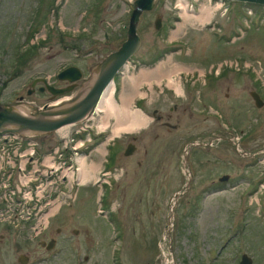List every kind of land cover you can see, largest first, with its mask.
<instances>
[{"label":"rangeland","instance_id":"obj_1","mask_svg":"<svg viewBox=\"0 0 264 264\" xmlns=\"http://www.w3.org/2000/svg\"><path fill=\"white\" fill-rule=\"evenodd\" d=\"M133 1L0 0V101L39 108L48 98L26 93L34 76L56 80L53 75L68 64L89 73L126 38ZM176 1L156 0L151 10L142 12L137 25L141 44L114 78L119 109L127 100L128 111L139 108L147 122L112 136L116 116L97 111L64 130L37 134L44 142L41 149L61 144L65 135L73 136L71 145L83 141L76 146L75 175L65 182V191L72 187L71 193L66 191L54 204L56 210L0 209V264H25L18 261L19 253L29 255L27 264H75L69 250L53 256L40 246L38 240L48 236L42 234L46 225L62 227L73 239L69 245L78 244L81 256H90L81 264H239L244 252L252 264H264V102L256 106L249 93L256 90L264 101V6L186 0L187 15L183 0H178L180 8ZM200 9H209V16L197 18ZM29 45L33 52L17 66L16 52ZM218 70L222 82L215 92L219 95L213 96L217 85L210 91L204 81L206 74L215 76ZM174 103L178 109L170 110ZM154 108L160 120L153 116ZM165 120L176 127L162 124ZM191 141L212 143L188 149L194 177L176 199L175 220L166 235L171 196L188 177L184 148ZM7 142L1 136L0 162L6 168L13 167L8 152L14 141ZM129 142L135 149L125 155ZM31 144L25 141L19 150ZM241 150L249 155H240ZM65 154H71L69 148ZM36 156L40 153L34 156L37 163L27 162L25 173L37 170L40 182L43 164ZM82 163L90 175L84 181L76 177ZM22 173L16 168L17 175ZM224 173L229 178L219 181ZM99 177L105 181L96 183ZM10 182L18 185L15 176ZM49 187L46 208L59 192ZM43 215L42 227L34 231ZM23 231L29 233L26 239ZM62 247L59 242L55 249ZM44 255L49 258L40 261Z\"/></svg>","mask_w":264,"mask_h":264},{"label":"water","instance_id":"obj_2","mask_svg":"<svg viewBox=\"0 0 264 264\" xmlns=\"http://www.w3.org/2000/svg\"><path fill=\"white\" fill-rule=\"evenodd\" d=\"M156 0H134L133 8L130 11L129 22L126 31V38L114 50L107 53L94 67L91 69V75L84 87L77 91L68 99L52 102L50 105H44L39 108L30 109L22 103H7L0 101V134L11 132L20 135H37L48 134L57 130L59 127L66 124L75 123L88 118L95 107L100 101L101 94L110 81L113 80L120 67L131 57L132 54L139 48L141 44V37L137 32V25L140 15L144 11L151 10L155 5ZM227 1H240L247 3H254L264 6V0H227ZM154 26L158 29L161 26V17L157 16L154 21ZM71 74V75H66ZM60 78H68L74 80L80 76V70L75 65H70L64 68L59 74ZM63 76V77H62ZM48 90L51 92L52 97H58L70 91L73 86L55 87L47 83L44 79ZM256 106H261L263 100L259 93L255 90L250 92ZM24 110V111H23ZM22 111V112H20ZM203 141H192L184 148V168L187 174V180L181 190L173 192L171 196L170 215L168 216L165 233L169 234L171 226L174 223V204L176 199L186 192L193 173L188 167V149L196 145H204ZM235 147L238 149V141H235ZM134 150V144L128 143L124 154H130ZM240 154H247L246 151L241 150ZM253 155V154H251ZM229 174L224 173L219 176V180L228 179ZM174 199V201H172ZM164 239V237H162ZM52 242H49L48 247H51ZM171 249V248H170ZM22 255L19 256L20 261ZM253 260L247 253H242L239 259V264H252ZM173 264V263H169Z\"/></svg>","mask_w":264,"mask_h":264},{"label":"built area","instance_id":"obj_3","mask_svg":"<svg viewBox=\"0 0 264 264\" xmlns=\"http://www.w3.org/2000/svg\"><path fill=\"white\" fill-rule=\"evenodd\" d=\"M208 1L212 2V0ZM175 4L178 8H180L181 3H178V0ZM190 8L192 7L190 6ZM5 134H7L9 137H6ZM1 136L4 142L12 140L14 141V143L10 145V149H12L11 152H8V157L11 159L13 167L6 168V165H3V159L0 162V172H4L2 176H0L2 180V182L0 183V198L2 203L5 205L4 208L0 209H11L12 207H16L17 209H52L55 206L54 204L57 205V203H59V201L63 199L62 196L66 194V191H68L69 194L71 193L70 191L72 187H68V189L65 191V182L68 181V177H70L68 175L70 172L71 174H73V176L75 175V168L73 165L75 164V162L77 163L76 156L78 155L76 152V146L79 145V143L80 145H82V140L79 139L78 141H76V143L71 145L73 136L65 135L60 139L62 142L61 144L57 143L53 146L41 149L39 139L35 135H20L18 133L6 132L1 134L0 138ZM25 141H27L28 143L31 142L32 144L28 145V147L23 151H20L19 149L24 146ZM63 143L64 145L61 146ZM68 143L70 146H68ZM68 148L71 152L70 155L65 154ZM4 149L5 148H3V151ZM36 152L40 153V156L36 157H39V160L43 164V168L41 169L43 176L40 182L34 174L37 173V170L27 174L25 173L26 166L27 164H29L27 162L35 160L34 156ZM63 154H65L66 157H64ZM0 156H2V154H0ZM47 157H49V161H46ZM37 161L34 163H37ZM65 161L69 163H65L66 165H64ZM50 164L55 165V167L48 168L47 165ZM16 168H18V170L20 171H23L24 173H22L21 175H17ZM13 176H15L16 180H18V185L16 184V182H10V178H12ZM70 178H73L72 175ZM46 184L48 185V187L49 185L56 186L57 190L59 191L57 194V198L54 201H51V204L49 206H52L51 208H46V205L50 202V197L48 195L50 194L51 190V187H47L46 189ZM46 190H48L47 193ZM57 208L55 206V209ZM44 218V215L40 218L37 223L38 225H36L34 231L42 227V221Z\"/></svg>","mask_w":264,"mask_h":264},{"label":"flooded vegetation","instance_id":"obj_4","mask_svg":"<svg viewBox=\"0 0 264 264\" xmlns=\"http://www.w3.org/2000/svg\"><path fill=\"white\" fill-rule=\"evenodd\" d=\"M70 65H75V64H68V65H66V66H64V67H62V68H60L58 71H57V73H55V75H53L54 77H55V79L56 80H51V77L50 76H48V77H46V76H41V75H36V76H34L32 79H31V81L29 82V85H28V87H27V89H26V93L28 94V95H32V94H36V97H38V98H42V97H46V98H48L47 100H44L43 102H42V104L41 105H39V107H42V106H44V105H47V104H51L50 103V101H48V100H50V99H53V97H52V94H51V92L48 90V88H47V86H46V83L44 82V80H43V78L44 79H46V81H47V83H49V84H51V85H53V86H55V87H67V86H73V88L70 90V91H68V92H66L65 94H63V95H60V96H58L59 98L57 99L56 98V100L57 101H61V100H64V99H68L69 97H71L72 95H74L77 91H79V90H81L83 87H84V85L86 84V82L89 80V77H90V75H91V69L89 70V73H85L84 71H83V69H81L79 66H77V65H75V66H77L78 68H79V70H80V76L78 77V78H76V79H74V80H69L68 78H60L59 77V73L64 69V68H66L67 66H70ZM210 72V71H209ZM217 72V75H213V76H210V74H206V76H208V77H206L205 78V81H204V85H208V86H210L211 87V89H210V91H212V87L216 84L217 86L214 88V90H213V92H211V94L213 95V96H217V95H219L218 93L217 94H215V92L216 91H218V89L220 88V86H221V82H222V79H221V76H219L218 74H220V71L218 70V71H216ZM66 75H71V74H66ZM63 77V76H62ZM57 81H59V83H57ZM252 91V90H251ZM250 91V92H251ZM256 91V90H255ZM249 92V93H250ZM48 93V96L47 95H45V94H47ZM227 94V93H226ZM260 95V94H259ZM261 97V96H260ZM208 98V97H207ZM20 99H22V97L20 98ZM209 99V98H208ZM262 99V98H261ZM263 100V99H262ZM31 101H33V100H31ZM54 102V101H53ZM264 102V101H263ZM170 108V110H177L178 109V105H177V103H174L172 106H170L169 107ZM152 114H153V116L155 117V119H157V120H160L161 118H162V115L160 114V113H158L157 112V109L156 108H154L153 110H152ZM172 115H171V113H166V117L167 118H170ZM161 123L162 124H164V125H167V126H170V127H173V128H175L176 127V124L175 123H170L168 120H165V121H161ZM85 131H86V137H88L87 139H89L90 140V138H92L91 136H89L90 135V129L88 128V127H86L85 129H84ZM132 138L133 139H135V136H132ZM105 139V138H104ZM104 139H102V141H105ZM192 142V141H191ZM204 142V141H203ZM130 143V142H129ZM132 143V142H131ZM205 144H211L212 143V141H208L207 143L206 142H204ZM134 144V143H133ZM204 144V145H205ZM234 145H235V141H234ZM200 146H202V145H200ZM91 147H94V146H91ZM126 148V147H125ZM236 148V147H235ZM134 149H135V144H134ZM134 151V150H133ZM245 151V150H244ZM246 153H247V151H246ZM239 154H240V151H239ZM241 155V154H240ZM242 155H249V153H247V154H242ZM109 156H112L111 154H109ZM108 161H110V158L108 159ZM103 175H106L107 173H102ZM193 177H194V174H193ZM229 178V177H228ZM218 180H219V177H218ZM227 180V179H226ZM105 180L104 179H102L101 177H99L95 182L96 183H103ZM219 181H223V180H219ZM20 230H22V229H20ZM53 231H55V233L58 235V236H55V234L53 233ZM72 232L74 233V234H78L79 233V229H77V228H72ZM48 234V236L47 237H44V238H40L39 240H38V242H39V244H40V246L41 247H45V249H46V251L48 252H50V251H53L54 253H52V255L54 256L55 254H58L60 251H64L63 250V248L65 249V250H69V252H72V255L75 257V261H74V263L75 264H81V259H83L84 260V262H86L89 258H90V256L89 255H87V254H82V256H81V254H80V252H79V246H78V244H76V245H69L71 242H72V240L70 239V237L68 236V235H65L64 233H63V228L62 227H60V226H55L54 228H52V227H50L49 228V225H46L45 226V230L42 232V234ZM86 233H88V232H86ZM23 235H24V239H26L28 236H29V233L27 232V231H23ZM60 235H63V237H60ZM71 241V242H70ZM84 241H86V243H88L89 241H91V239L90 238H85L84 239ZM49 242H52V244H51V247H48V245H49ZM59 242H61L62 244H63V247L61 248V249H55L56 248V245H58V243ZM88 245V244H87ZM20 255H22V259H24L25 261H20V259H19V256ZM49 257L47 256V255H44V256H40V261H45V260H47ZM17 259H18V261H20L21 263H25V264H27V262L29 261V255L27 254V253H19L18 254V256H17Z\"/></svg>","mask_w":264,"mask_h":264},{"label":"bare ground","instance_id":"obj_5","mask_svg":"<svg viewBox=\"0 0 264 264\" xmlns=\"http://www.w3.org/2000/svg\"><path fill=\"white\" fill-rule=\"evenodd\" d=\"M187 6V2L186 0H183L182 3V8L184 9L183 11L188 15V9L186 8ZM203 10V9H200ZM210 14L209 9H207L206 11L203 10V12L200 14V12H196V17L197 18H201V17H208ZM141 81V80H140ZM115 87V83L113 81H110L109 84L106 86V88L103 90L102 94H101V98L99 103L96 106V109L94 111L95 115L97 113V111H105L108 115H114L117 118V125L114 128L113 131V135L112 136H117L120 133L123 132H130L133 130H136V128L141 127L142 125H144L147 122V117L144 114V112H142L139 108H136V110L134 112H129L128 111V106H127V100L124 101V106L122 107V109L118 107L115 97H114V88ZM179 89V88H178ZM57 101V100H55ZM54 101V102H55ZM59 102V101H58ZM127 106V108H126ZM24 111V110H23ZM22 112V111H20ZM91 117V116H89ZM92 118V117H91ZM68 126V124L59 127L57 130L61 131L66 129V127ZM77 159V163L79 162V156H76ZM81 160V159H80ZM46 161H49V157L46 158ZM81 168L80 170L77 171V179L78 177L81 180H86L90 177L89 172H87L86 167H84V163L81 164ZM48 168H54L55 165H47ZM92 169H94V167H92ZM73 173V172H72ZM73 177V174H71V172L69 173L68 176ZM53 210L55 209V206L53 207ZM53 212V211H52ZM49 213V212H48ZM47 215V213H46ZM45 215V216H46ZM50 215V214H49Z\"/></svg>","mask_w":264,"mask_h":264},{"label":"trees","instance_id":"obj_6","mask_svg":"<svg viewBox=\"0 0 264 264\" xmlns=\"http://www.w3.org/2000/svg\"><path fill=\"white\" fill-rule=\"evenodd\" d=\"M34 46L29 45L28 48L26 47L25 49H23L22 51H17L16 52V64L17 66H19L20 62L23 61V63L25 62V60L29 57V55L33 52L32 48ZM17 66L15 68H17ZM110 160L112 159V156L109 157Z\"/></svg>","mask_w":264,"mask_h":264}]
</instances>
